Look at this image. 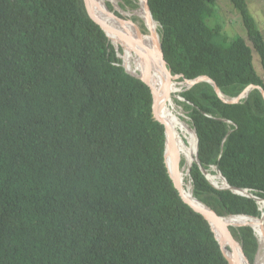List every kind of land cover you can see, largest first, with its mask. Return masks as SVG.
I'll return each mask as SVG.
<instances>
[{
    "label": "trees",
    "instance_id": "1",
    "mask_svg": "<svg viewBox=\"0 0 264 264\" xmlns=\"http://www.w3.org/2000/svg\"><path fill=\"white\" fill-rule=\"evenodd\" d=\"M216 1L147 0L171 76L208 77L227 98L251 85L264 91L244 39L205 23ZM227 1L264 74V39L246 1ZM116 49L83 0H0V264H228L175 189L150 90ZM179 97L200 166L264 200L261 93L228 104L200 82ZM189 178L193 197L217 216L261 218L256 200L214 188L198 164ZM227 228L254 264L253 230Z\"/></svg>",
    "mask_w": 264,
    "mask_h": 264
},
{
    "label": "water",
    "instance_id": "2",
    "mask_svg": "<svg viewBox=\"0 0 264 264\" xmlns=\"http://www.w3.org/2000/svg\"><path fill=\"white\" fill-rule=\"evenodd\" d=\"M83 1L86 5L87 13L89 14V16H91L92 19H94L96 22L99 23L100 27L104 30V32L106 33V35L109 39L112 37H116L118 39L124 40L123 39L124 35H123L122 31L120 29L115 28L114 26H112L110 23H108L106 21L107 19L113 18L112 20H114L118 23L125 22V20H123L122 18L118 17L117 15H115L113 13V11H115L118 13V15L124 17V15L119 12L116 5H113V3L108 1V3H110V5H111L113 11L109 10L107 6H105V9H106L107 15L112 16V18H106V17L101 18L98 15L99 12H97V7L92 4L91 0H83ZM88 4L90 5V8L88 7ZM144 6H145L147 12L149 13L148 14V23L151 21L154 22L155 20L152 18V14L150 12L147 0H144ZM128 23L134 25L133 22H128ZM145 23H146L145 27H146L147 32L152 37V39L156 42V46L153 45V47L155 48V54H156V57L158 59L157 62L159 64V66L154 73V78L152 80H147L146 75H144V78H142V77H139V76H136V75L130 73L127 70V68L123 65V63H124L123 57H121L120 59H122V67L124 68L126 73H128L129 75H131V76L135 77L136 79L140 80L141 82H143L150 90V93H151L152 99H153L154 115L156 117V120L164 126V130H165L164 163H165V166L167 168L168 175H169L170 179L172 180L173 185H174L175 189L177 190L182 201L186 205H188L194 212L201 215L208 222V224L210 225L211 231L213 232L214 237L220 246L221 252H222L223 256L225 257L226 261L228 262V264H248L240 246L237 245L236 241L232 238V236H231V234L227 228L228 226H232V227H244V226H235V225H233L227 221L228 218L235 217V216H225V217L217 216L208 207H206L205 205L200 203L197 199H195L192 195V192L190 193L192 195L191 197H188V195L186 194L188 189H187V187L184 186V184L182 183V181L180 179L179 153H178L177 147L173 144L172 138H170V127L168 125V121H166L163 118V116L159 113V111H157V109H159V103H160L161 96H159L156 92V89H157L156 88V81H157L159 74H161L162 78L167 83L174 82L176 84L178 83L176 81V79L180 78V76H171L170 70L168 69L167 64L165 62V59H164V56H163L159 34L157 33V30L155 31L154 29L149 28L147 21ZM138 36L141 40V33L140 32H139ZM115 49H116V46H115ZM122 51H123V49H122ZM146 53H148V52H146ZM200 82H207L210 85H212V87L214 88V90L217 93V95L219 96V98H221L225 103H228V104L239 103L240 100L245 99L247 97L248 93L254 89L258 90L264 99L263 89L259 86H254V85L247 87L240 95H238L236 97L226 98L220 93V91H219L218 87L215 85V83L208 77H198V78L192 79V80L183 79V81L180 83H184L186 85V89H189L192 86H194ZM191 130L193 131V133L196 137L195 155H194V158L192 160V163H196L199 165L202 174L209 181V183L216 189H228L237 195L252 198V199L256 200V202L259 205L261 202L264 203V200H262L256 196L251 195L248 192V190H246V189H236V188L230 187L217 167H215V169H216L215 173L216 174L218 173L219 175H221V177L225 180L226 187H218V186L214 185L210 180L211 174L208 173L206 170H204L199 164V161L197 158V141L198 140H197V136L195 134L194 129H191ZM167 160L169 163H167ZM191 164H190L189 168L187 169L188 175H189ZM241 217H248V216H242L241 215ZM248 218H251V217H248ZM252 219L261 220V229H262L263 234H264V214L262 213L260 219H258V218H252ZM246 226L250 227L253 230L255 236H257L255 229L251 224H248ZM217 227H219L221 229L222 238L226 244L225 247L221 244L220 240L216 237L214 228H217ZM237 249H239L241 257L245 261V263L242 261L241 257L238 255ZM257 253H258V251H257ZM257 253H256V256H257ZM254 264H256L255 261H254Z\"/></svg>",
    "mask_w": 264,
    "mask_h": 264
},
{
    "label": "bare ground",
    "instance_id": "3",
    "mask_svg": "<svg viewBox=\"0 0 264 264\" xmlns=\"http://www.w3.org/2000/svg\"><path fill=\"white\" fill-rule=\"evenodd\" d=\"M110 1L113 3V5L117 6V9L120 13H124V15L129 17V20L132 17L136 20L141 19L144 22V26H146V21L148 23V12L144 6V0H137L138 1V7L137 9H134L132 12H128V10H123L122 6L120 5L119 0H91L92 4L97 7L98 15L103 18H112V16L107 15L106 13V2ZM110 4V3H108ZM127 12V13H126ZM113 13L116 15L117 12L113 11ZM138 18V19H137ZM113 19V18H112ZM112 19H107L106 21L110 23L112 26H114L117 29H120L124 35V40L118 39L116 37H112V43L116 46L118 43L120 47L123 49L121 57H123L124 63L123 65L127 68V70L139 77L144 78V75H146L147 80H152L154 78V73L157 70L159 64L157 62V57L155 54V48L156 42L152 39V37L148 34H144L138 26L139 23L131 24V27L129 26V23L124 22H116ZM152 20V19H151ZM156 21H151L148 23V26L150 29L157 30V26L155 25ZM158 24V23H157ZM146 28V27H145ZM139 32L141 33V40L138 36ZM158 33V32H157ZM126 35L132 36L133 43H134V52L136 56V63L132 62V52L130 49L131 42L128 40ZM141 42V43H140ZM161 44V43H160ZM148 52V53H146ZM146 56V57H145ZM122 66V64H121ZM150 70L151 77L148 76V71ZM156 92L159 96H161L160 103H159V113L163 116V118L168 121V125L170 127V131L175 133L178 138L176 137V147L179 153V158L181 156L184 157L186 161V165L189 168L190 164L192 163V160L190 161L191 157L195 155V147H196V137L190 128L189 119L182 115V113L178 110H182V108H179L176 100L173 99V92H170L168 88H176V90L179 91V88H177L176 83L170 82L167 83L161 76V74L158 75L157 81H156ZM249 94V93H248ZM227 98V97H226ZM183 111V110H182ZM183 137V138H182ZM184 138L188 141V145L184 143ZM194 158V157H193ZM167 163L168 160H167ZM186 169V171H185ZM213 171L216 172V169L213 168ZM211 176V175H210ZM215 176L216 183H213L214 185L218 187H226L225 180L219 175L218 173ZM187 177V168L185 167L184 170L180 171V179L184 186L187 187L188 191L186 194L188 197H191L190 194L192 191L191 183L185 184V178ZM219 180V182H217ZM264 203H260V209L262 213L264 214V208L262 207ZM227 221L235 226H246L248 224H251L256 232V235L259 240V252L256 257L255 263H257V259L262 254V261L260 264H264V234L261 229V220L252 219L248 217H241L238 215L237 217H230L227 219ZM216 237L218 238V234L222 236V232L220 231L219 227L214 228ZM238 255L241 257L240 252H238ZM242 259V258H241Z\"/></svg>",
    "mask_w": 264,
    "mask_h": 264
},
{
    "label": "rangeland",
    "instance_id": "4",
    "mask_svg": "<svg viewBox=\"0 0 264 264\" xmlns=\"http://www.w3.org/2000/svg\"><path fill=\"white\" fill-rule=\"evenodd\" d=\"M246 4H247V9L249 14L253 17V19L255 20L258 29L264 39V0H245ZM120 2V1H119ZM108 3V2H106ZM133 5H135L136 7H134V9H137L138 7V1L137 0H132ZM121 6L122 8H124L123 10H128V12H132L134 11V9L128 5H124V3L121 2ZM211 14L210 16L205 18V23L210 27V28H214V27H218L220 28V33L222 36H225L227 39H233L236 37H241L244 39V41L246 42V44L251 48L252 50V57H253V66L255 71L257 72V74L263 79L264 81V74L261 68V64H260V59L259 56L257 55V53L254 51V49L252 48L251 42L248 40L247 35H246V30L243 26V23L241 21L240 15L237 12L236 9L233 8V6L227 1V0H217L212 6H211ZM127 13V12H126ZM124 15V13H123ZM124 17L126 18L127 22H133V23H139L138 25H134L135 27L138 26L140 28V30L146 35L148 34L145 26H144V22L141 19L136 20L135 18L132 17H137V16H132L129 20L125 15ZM129 26L131 27V24H129ZM137 28V27H136ZM141 43V42H140ZM130 49L132 50V58H133V63H136V56H135V52H134V43H133V39L131 41V46ZM177 88H179V91L177 93H174L173 99L176 100V103L178 105V102H182V99L179 97V94L186 90V85L184 83H180L178 82L176 84ZM179 108H182L181 106L178 105ZM182 115H184L183 111L178 109ZM190 128L191 124H190ZM175 134V133H174ZM175 137L178 138V136L175 134ZM183 138V137H182ZM184 143L187 144L188 141L184 138ZM188 145V144H187ZM184 161V164L182 167H180V163L181 161ZM180 163H179V169L184 170V168L187 167L186 165V161L184 159L183 156H181L180 158ZM186 171V169H185ZM213 171V170H212ZM212 175H216L215 173ZM210 180L213 183L215 182L214 177L210 176ZM190 178L189 175L187 174V177L185 178L184 183L185 184H189L190 185ZM186 187V186H185ZM238 248V247H237ZM239 250V249H237ZM262 257V254H261Z\"/></svg>",
    "mask_w": 264,
    "mask_h": 264
},
{
    "label": "clouds",
    "instance_id": "5",
    "mask_svg": "<svg viewBox=\"0 0 264 264\" xmlns=\"http://www.w3.org/2000/svg\"><path fill=\"white\" fill-rule=\"evenodd\" d=\"M125 21H127V20H125ZM215 172V171H214ZM216 174V173H215ZM191 183V182H190ZM249 192V191H248ZM260 206V205H259ZM261 210V209H260ZM241 216V215H240ZM254 233V232H253ZM255 235V234H254ZM257 237V236H256ZM257 240H258V237H257ZM258 244H259V240H258ZM242 250V249H241ZM258 252H259V247H258ZM257 255H258V253H257ZM257 257V256H256ZM256 260V259H255Z\"/></svg>",
    "mask_w": 264,
    "mask_h": 264
},
{
    "label": "flooded vegetation",
    "instance_id": "6",
    "mask_svg": "<svg viewBox=\"0 0 264 264\" xmlns=\"http://www.w3.org/2000/svg\"><path fill=\"white\" fill-rule=\"evenodd\" d=\"M132 37V36H131ZM132 40V39H131Z\"/></svg>",
    "mask_w": 264,
    "mask_h": 264
}]
</instances>
